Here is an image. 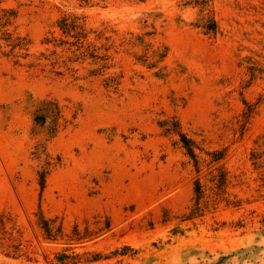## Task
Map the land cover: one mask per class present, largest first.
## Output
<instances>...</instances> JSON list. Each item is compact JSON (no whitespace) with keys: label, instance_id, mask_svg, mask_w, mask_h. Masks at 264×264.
<instances>
[{"label":"rangeland","instance_id":"374dc122","mask_svg":"<svg viewBox=\"0 0 264 264\" xmlns=\"http://www.w3.org/2000/svg\"><path fill=\"white\" fill-rule=\"evenodd\" d=\"M206 1L0 0V264H264V0Z\"/></svg>","mask_w":264,"mask_h":264},{"label":"trees","instance_id":"16d2710c","mask_svg":"<svg viewBox=\"0 0 264 264\" xmlns=\"http://www.w3.org/2000/svg\"><path fill=\"white\" fill-rule=\"evenodd\" d=\"M203 4H206V0H202ZM196 3H199L198 0H196ZM3 14L0 17V26L2 28H5L7 26H9L11 24V21L15 19V14L12 11H2ZM60 28L63 31V33L69 34L72 32H76L75 33V37L78 38V41H80V39H84L85 36L82 33L81 28L76 25L75 23H71V24H67V19H62L60 22ZM202 28H204L207 32H216L217 30V24L215 22V20L213 18H207L206 20H204V23L202 24ZM81 31V32H78ZM7 37L5 38V41L9 43V46H11L12 51L15 49H24L25 47V40L21 39L20 37H13L12 34L6 33ZM91 57H96V55H94L93 53L90 54ZM49 113V112H48ZM52 113H54V117H55V121H57L60 118V111L57 108V111H52ZM46 117L47 116H37L36 117V122L38 124H44L46 121ZM178 135L180 136V142L182 143V147L186 152V155L193 161L195 167H198V156L196 153V150L198 149V146L196 145V143L189 139L185 134H182L181 132H177ZM212 162L214 163H219L220 161H222L225 157V152L224 151H220V152H214L212 154ZM198 169V168H197ZM44 184V178L42 179V185ZM226 184V179L224 178V175L221 173L220 175V180H219V187H223ZM195 192L197 194V196H201L202 195V186L200 184V181L197 180L196 181V188H195ZM50 231V230H48Z\"/></svg>","mask_w":264,"mask_h":264}]
</instances>
